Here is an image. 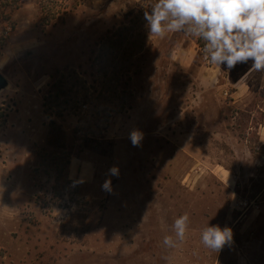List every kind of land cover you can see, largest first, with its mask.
I'll list each match as a JSON object with an SVG mask.
<instances>
[{
	"label": "rangeland",
	"instance_id": "374dc122",
	"mask_svg": "<svg viewBox=\"0 0 264 264\" xmlns=\"http://www.w3.org/2000/svg\"><path fill=\"white\" fill-rule=\"evenodd\" d=\"M153 3L0 0V73L8 80L0 92V264H264V146L228 106L241 85L264 100V72L249 71L252 61L211 65L198 38L182 32L149 39L144 13ZM134 17H143L147 36L126 109L98 137L76 135L73 115L53 117L64 137L50 145L42 103L52 78L74 69L98 86L100 42ZM182 43L218 75L215 90L225 100L209 103L212 114L182 98L199 89L172 60ZM157 92L162 100L151 108ZM172 118L180 128L166 127ZM259 122L257 109L253 125ZM133 130L143 134L140 146L131 142ZM245 137L247 147L238 143ZM109 179L111 191L102 188ZM185 212V241L165 247ZM207 224L230 227L232 242L217 253L205 248Z\"/></svg>",
	"mask_w": 264,
	"mask_h": 264
},
{
	"label": "clouds",
	"instance_id": "9594fccd",
	"mask_svg": "<svg viewBox=\"0 0 264 264\" xmlns=\"http://www.w3.org/2000/svg\"><path fill=\"white\" fill-rule=\"evenodd\" d=\"M145 11L149 39H164L169 34L184 33L202 40L205 59L218 67L228 69L252 61L249 71L264 72V0H155ZM133 146H140L143 134L133 130ZM118 175V168L110 169ZM102 188L111 191V180ZM190 215L185 212L172 225L174 235H166L163 245L177 248L185 241L190 225ZM202 245L219 252L233 239L230 227L219 225L203 227Z\"/></svg>",
	"mask_w": 264,
	"mask_h": 264
},
{
	"label": "trees",
	"instance_id": "16d2710c",
	"mask_svg": "<svg viewBox=\"0 0 264 264\" xmlns=\"http://www.w3.org/2000/svg\"><path fill=\"white\" fill-rule=\"evenodd\" d=\"M136 17L100 42L95 58L101 78L98 86L87 82L74 69L56 72L42 103L44 114L51 119L50 145H57L64 137L53 117L64 119L73 115L77 118L76 135L98 137L107 131L114 115L126 109L131 94L129 85L132 76L137 74L136 62L144 54L147 36L141 27L143 17H138L139 20ZM198 44L203 48L202 40L198 39ZM66 157L69 162L71 153Z\"/></svg>",
	"mask_w": 264,
	"mask_h": 264
},
{
	"label": "crops",
	"instance_id": "0c3cea01",
	"mask_svg": "<svg viewBox=\"0 0 264 264\" xmlns=\"http://www.w3.org/2000/svg\"><path fill=\"white\" fill-rule=\"evenodd\" d=\"M197 51L198 50H196L194 47H192L191 50L185 48L184 44L182 43L178 55L174 56L172 60L176 65L182 66L183 68H186L192 72V74H189L191 78L190 81L191 83L196 84V86L199 88L197 91H195L196 94L195 96L190 95L192 94V92L190 93L189 91L188 92L186 91L184 92V96H182V98H188V100L194 98L196 100L195 103L199 107L203 106L204 108H206L204 110H206V113H208L209 115V113L212 114L213 113L212 110H214V107L210 106L209 103H212L214 105L215 104L221 105L223 104L222 101L225 99L220 92L215 90V84L216 81L218 80V75L216 73H207L210 70H213L215 72L214 67H207L205 64L201 65L198 61ZM161 93L162 92L155 93L154 97L160 99L159 100L155 99V101H152L150 106L151 108L159 105L163 96V93L162 94ZM260 95H261L260 90L253 89L251 86L244 87L241 85L240 88L236 89L233 93H231L228 106L234 108L237 116L246 117L248 123L246 127L247 132L256 130L258 135V144L264 146V122H259L257 123L256 126L253 125L255 114L257 113V109L264 113V100L263 99L259 100L261 98ZM207 98H209L210 100L207 101L206 100ZM179 103H182V101H180ZM183 103L190 104V102L189 103L186 102V99L183 100ZM218 114H219L218 116H220L221 118L222 113L219 112ZM234 119H236L237 122L234 120L233 123L237 124L238 126H241L238 117L237 118L234 117ZM186 124H187L186 128H191V126L189 125L190 122ZM166 127L168 129H174V128H180V125L176 124L174 122V119L172 118L167 120ZM236 127H234V129H236ZM238 143L241 145L243 144L247 147V144L249 143L248 138L245 137L243 142H240L238 140ZM183 144L189 146L188 137L185 136L183 137Z\"/></svg>",
	"mask_w": 264,
	"mask_h": 264
},
{
	"label": "water",
	"instance_id": "95a60500",
	"mask_svg": "<svg viewBox=\"0 0 264 264\" xmlns=\"http://www.w3.org/2000/svg\"><path fill=\"white\" fill-rule=\"evenodd\" d=\"M8 86V80L0 73V92Z\"/></svg>",
	"mask_w": 264,
	"mask_h": 264
},
{
	"label": "built area",
	"instance_id": "2783aa9c",
	"mask_svg": "<svg viewBox=\"0 0 264 264\" xmlns=\"http://www.w3.org/2000/svg\"><path fill=\"white\" fill-rule=\"evenodd\" d=\"M223 94H224L225 97H229L228 91H225Z\"/></svg>",
	"mask_w": 264,
	"mask_h": 264
}]
</instances>
